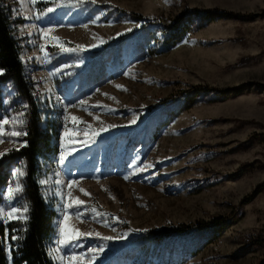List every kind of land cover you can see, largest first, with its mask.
<instances>
[{"label": "rangeland", "instance_id": "374dc122", "mask_svg": "<svg viewBox=\"0 0 264 264\" xmlns=\"http://www.w3.org/2000/svg\"><path fill=\"white\" fill-rule=\"evenodd\" d=\"M2 1L33 84V108L42 127L57 131L58 152L40 179L57 214L55 262L264 264V87L253 85H264V0ZM194 9L252 19L195 22L158 53L162 35L144 23L168 27ZM223 92L231 95L222 99ZM2 103L5 131L27 133L32 108L12 84ZM25 136L0 143V165L10 173L0 209L20 210L2 224L27 219L25 162L9 158ZM232 215L238 221L220 236L194 229ZM62 224L92 235L62 244ZM182 225L192 229L160 243L147 236Z\"/></svg>", "mask_w": 264, "mask_h": 264}, {"label": "trees", "instance_id": "16d2710c", "mask_svg": "<svg viewBox=\"0 0 264 264\" xmlns=\"http://www.w3.org/2000/svg\"><path fill=\"white\" fill-rule=\"evenodd\" d=\"M131 17L137 22L148 20L136 14H131ZM221 17L234 18L236 20L252 19L251 15L233 14L219 10L210 13L194 9L188 10L185 15L178 18L168 27L161 26L159 25L160 23L156 22H151L153 24L152 27H149V23H144L143 26L148 28L149 32H152V28H154V31L161 33L160 51H158V53H161L174 48L180 43L191 32L195 22L196 24L212 22ZM184 20H186V23H184ZM15 35L11 13L4 2L0 0V69L3 70L2 74H0V113L3 112L2 93L6 84H12L23 101L32 108L31 113H28L29 123L24 138L25 144L17 152L9 156L10 159L19 158L25 162L26 177L23 194L28 210L27 219L24 223H0V264H57L51 252L57 214L47 204L40 185L42 170L45 166L50 165V162H52L51 158L58 152L57 131L48 123L42 127L41 113L36 108H33V84L26 75V68L20 57V46ZM253 85L260 88L264 87V85L259 83H254ZM201 91L203 93L212 92V90L206 88L201 89ZM196 92H200V88ZM196 92L185 95L183 99L186 100L183 103L190 100L188 97L195 95ZM220 94L222 99L231 95L228 92ZM177 100L178 106H181V99L178 98ZM9 177L8 169L0 165V189L6 186ZM237 221L238 216L234 217L232 215L228 219H213L211 225L206 227L196 226L194 229L199 231L210 230V234H215L216 232L220 236L224 231L236 224ZM191 229L192 226L184 225L177 228H162L149 232L147 236L160 243L162 240L183 234ZM207 238L209 239L210 237ZM7 246H9V254Z\"/></svg>", "mask_w": 264, "mask_h": 264}, {"label": "snow or ice", "instance_id": "6c2138e0", "mask_svg": "<svg viewBox=\"0 0 264 264\" xmlns=\"http://www.w3.org/2000/svg\"><path fill=\"white\" fill-rule=\"evenodd\" d=\"M21 3H23V0H21ZM31 3L33 5H35L37 3V0H31ZM53 9L52 8H48V12H52ZM78 47H83V46H78ZM43 51V48L41 49ZM3 70L0 69V74H2ZM119 87V86H117ZM85 103L84 101H81V104ZM71 120L74 122V123H81V121L79 120L78 117H71ZM9 123V120L8 119H3V120H0V143H4V137H19L21 135H26V133H21V132H17V131H5V126L8 125ZM66 136L69 135V132L66 131L65 133ZM26 146V145H25ZM5 153H0V156L4 155ZM64 160V156L62 155L61 156V162ZM16 174L17 175H23V172L18 168L16 169ZM46 181H41V183H45ZM75 181L72 182V184L69 185V188L73 187L75 185ZM17 191H19V189L17 188L16 189ZM9 197H11V194H12V189L9 188ZM81 191L83 192V189H81ZM85 195H88V193L84 192ZM70 199H71V196H70ZM74 203L76 205H81L83 203V201H80L79 199H76L74 201ZM69 207L72 206V204L70 203L68 205ZM19 209H16V208H12L11 211H8V212H5L3 209H0V218H3L5 220V222L8 220V219H11L13 217H15L18 213H19ZM24 212H27V208H24ZM79 218V217H78ZM68 217L67 215H65V221H67ZM81 223H83V221H81ZM60 235H61V241L60 243H68L72 240H77L80 238V236H91L92 233L91 232H81L80 230L78 229H75V228H72L70 231L66 230V227L64 224L61 225V228H60ZM97 236H99V233H96ZM13 239H15V237H13ZM102 239H105V240H108V239H111V237H102ZM93 253H95L97 250L96 249H93L92 250ZM95 257L93 256V259ZM59 259L63 260L64 257H59ZM77 261V264H82V258L81 257H68V264H73V261ZM89 264H91V262H89Z\"/></svg>", "mask_w": 264, "mask_h": 264}]
</instances>
